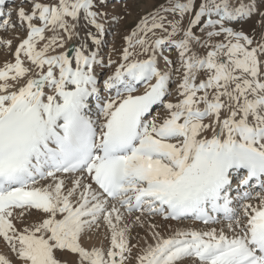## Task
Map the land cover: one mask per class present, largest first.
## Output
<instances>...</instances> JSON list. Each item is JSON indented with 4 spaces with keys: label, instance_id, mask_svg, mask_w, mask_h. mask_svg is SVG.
<instances>
[{
    "label": "snow or ice",
    "instance_id": "obj_1",
    "mask_svg": "<svg viewBox=\"0 0 264 264\" xmlns=\"http://www.w3.org/2000/svg\"><path fill=\"white\" fill-rule=\"evenodd\" d=\"M107 4L0 11V264H264V0Z\"/></svg>",
    "mask_w": 264,
    "mask_h": 264
},
{
    "label": "rangeland",
    "instance_id": "obj_2",
    "mask_svg": "<svg viewBox=\"0 0 264 264\" xmlns=\"http://www.w3.org/2000/svg\"><path fill=\"white\" fill-rule=\"evenodd\" d=\"M115 2L120 3L118 7L117 4H114ZM121 2H118L116 0H109L107 7L105 9L106 11H108L109 15H111L113 12H117L126 16V19L121 20L117 25L113 26L109 31V33H112V41L107 42L111 40V38H107L104 45V50L108 55L109 54L114 55L115 53H111V49L114 47L117 50H119L124 43L123 37L130 29H132L135 26V24L140 19V17L146 12L151 11L156 4L163 2V0H122ZM17 4L19 6V2ZM125 4L127 5V7H125ZM24 6L28 7L27 4H25ZM12 21H14V19ZM256 21H257V17L254 16L251 20L247 21L246 23H243L242 25H237V27L242 26L245 31H251L254 27H256ZM105 52L102 50L103 55ZM174 55L175 54L173 53V57ZM0 56H1L0 59L5 58V53L3 52V50H0ZM137 231H140V235H144L143 230L138 229ZM65 256L62 258L65 261V264L68 260H71L73 258V257L71 258V256L68 257L67 254Z\"/></svg>",
    "mask_w": 264,
    "mask_h": 264
},
{
    "label": "bare ground",
    "instance_id": "obj_3",
    "mask_svg": "<svg viewBox=\"0 0 264 264\" xmlns=\"http://www.w3.org/2000/svg\"><path fill=\"white\" fill-rule=\"evenodd\" d=\"M14 1H17V3L19 2V1H22V0H9L8 2H9V9L8 10H5L4 12L5 13H8V12H13L14 11V13H15V15H16V10H17V8L19 7L18 6V4H16V5H13V2ZM122 3V2H121ZM114 4H116V3H114ZM118 5L119 4H117V7H118ZM114 9V8H113ZM16 19H17V16H16ZM109 33V32H108ZM106 38V40H107V38H111V40H109V41H107V42H111L112 41V36L110 37H105ZM103 51L105 52V50H104V47H103ZM104 56L105 57H107L108 56V54L105 52L104 53ZM112 57H113V59H116V55L114 54V55H112ZM0 58H1V56H0ZM4 61V59H0V63H2ZM105 75H107V73H105ZM175 87V84H173L172 85V88H173V90L175 89L174 88ZM160 111H162V110H160ZM157 220H159V218H157ZM172 225H173V227H176V226H193V222L192 221H190V220H185L184 222H183V224H180V225H178L177 224V222H175V221H172V222H170ZM194 226H196V227H203V225H198V224H195ZM93 242H95V243H99V240H94ZM4 250V245H3V242L2 241H0V251H3ZM66 257V256H65ZM68 257H69V255H68ZM72 258V257H71ZM69 261V260H68Z\"/></svg>",
    "mask_w": 264,
    "mask_h": 264
}]
</instances>
